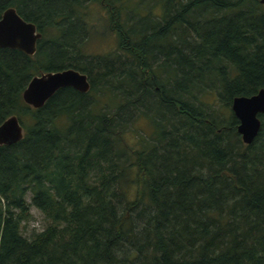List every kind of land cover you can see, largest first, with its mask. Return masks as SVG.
Listing matches in <instances>:
<instances>
[{"label":"trees","instance_id":"16d2710c","mask_svg":"<svg viewBox=\"0 0 264 264\" xmlns=\"http://www.w3.org/2000/svg\"><path fill=\"white\" fill-rule=\"evenodd\" d=\"M119 1L0 0L42 35L34 56L0 49V125L24 131L0 146V264H264V114L243 145L230 111L264 88V6ZM94 3L117 40L101 57L80 51ZM66 69L87 94L23 102L33 77ZM138 120L150 132L132 147ZM32 208L45 228L29 234Z\"/></svg>","mask_w":264,"mask_h":264},{"label":"water","instance_id":"95a60500","mask_svg":"<svg viewBox=\"0 0 264 264\" xmlns=\"http://www.w3.org/2000/svg\"><path fill=\"white\" fill-rule=\"evenodd\" d=\"M264 6V0H259ZM42 35L33 23L22 19L14 8L6 9L0 17V48L17 50L34 56ZM64 88H72L87 94L90 84L87 76L74 69L43 73L33 77L22 92L23 102L33 109H41L54 94ZM230 111L236 119V134L243 145H249L256 137L264 114V88L249 97H234ZM24 131L16 116L7 118L0 125V146H10L23 139Z\"/></svg>","mask_w":264,"mask_h":264},{"label":"rangeland","instance_id":"374dc122","mask_svg":"<svg viewBox=\"0 0 264 264\" xmlns=\"http://www.w3.org/2000/svg\"><path fill=\"white\" fill-rule=\"evenodd\" d=\"M147 0H120L118 5L126 6L129 10L137 9L143 15L146 14L149 7L146 5ZM143 2V3H142ZM100 4L94 3L89 5L87 10L84 12V20L87 25L89 34L86 41L82 45L80 51L82 54L93 57H101L110 54L116 50L117 40L115 35L110 31L109 22L110 19L108 13L103 9ZM153 11L154 15L158 14L157 8ZM149 126L144 120H138L135 122L127 134V143L134 147L137 143L138 136L142 134H148ZM32 221L28 225V233L41 232L45 228V222L43 216L36 211L31 209Z\"/></svg>","mask_w":264,"mask_h":264},{"label":"bare ground","instance_id":"6f19581e","mask_svg":"<svg viewBox=\"0 0 264 264\" xmlns=\"http://www.w3.org/2000/svg\"><path fill=\"white\" fill-rule=\"evenodd\" d=\"M1 49V48H0Z\"/></svg>","mask_w":264,"mask_h":264},{"label":"flooded vegetation","instance_id":"af4514ba","mask_svg":"<svg viewBox=\"0 0 264 264\" xmlns=\"http://www.w3.org/2000/svg\"><path fill=\"white\" fill-rule=\"evenodd\" d=\"M88 79V78H87Z\"/></svg>","mask_w":264,"mask_h":264}]
</instances>
